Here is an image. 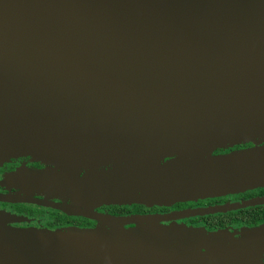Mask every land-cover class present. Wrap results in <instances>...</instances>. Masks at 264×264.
Wrapping results in <instances>:
<instances>
[{"label": "water", "instance_id": "water-1", "mask_svg": "<svg viewBox=\"0 0 264 264\" xmlns=\"http://www.w3.org/2000/svg\"><path fill=\"white\" fill-rule=\"evenodd\" d=\"M19 157L53 168L35 172L64 197L51 206L99 225L13 228L0 211V264H180L221 235L92 208L264 188V0H0V167ZM230 236L218 258L263 257L264 224Z\"/></svg>", "mask_w": 264, "mask_h": 264}, {"label": "flooded vegetation", "instance_id": "flooded-vegetation-1", "mask_svg": "<svg viewBox=\"0 0 264 264\" xmlns=\"http://www.w3.org/2000/svg\"><path fill=\"white\" fill-rule=\"evenodd\" d=\"M252 145L235 147L227 151H217V154L228 153L235 149L247 148ZM53 168L46 164L35 161L31 157H19L12 159L9 163L0 167V195L25 197L30 201H8L0 200V211L17 217V221L8 222L7 225L13 228H38L45 230H59L70 227H78L82 229H95L99 223L93 219L83 216L67 214L62 210L56 209L50 204L63 205L64 197L56 195L47 187L35 184V172L52 171ZM32 173L34 175H32ZM84 174H81L83 176ZM243 194V193H242ZM239 195V194H238ZM237 195H229L226 197L198 200L196 202H180L171 206H147L140 204L132 205H116L103 204L93 207L95 213L109 215L115 218H130L134 216H160L168 217L158 223L161 227L187 226L188 228L201 229L205 235H221L219 239H214L211 243L205 239V242L199 243L196 253L186 259L180 258V264H228L227 260L220 259L217 256L222 254L233 238H239L243 228L248 226L226 225L221 227L215 224L214 216L216 214L193 215L183 217H173L177 213H185L187 211L198 208L211 207L222 205L228 202H236L235 198H230ZM220 200L221 202L213 201ZM48 203L49 205H47ZM71 204L70 201H66ZM127 229H135L137 225H127ZM205 238V237H204ZM217 241V242H215ZM248 264L246 260L243 263ZM234 264H239L238 262ZM254 264H264V254Z\"/></svg>", "mask_w": 264, "mask_h": 264}, {"label": "trees", "instance_id": "trees-1", "mask_svg": "<svg viewBox=\"0 0 264 264\" xmlns=\"http://www.w3.org/2000/svg\"><path fill=\"white\" fill-rule=\"evenodd\" d=\"M264 196V188L249 191L237 196H232L230 198H235L236 200H248L254 197ZM221 202L220 200H213ZM215 224L221 227L226 225H236V226H248L255 227L264 224V204L257 205L254 207H247L245 209H240L237 211H232L228 213H222L213 217Z\"/></svg>", "mask_w": 264, "mask_h": 264}]
</instances>
